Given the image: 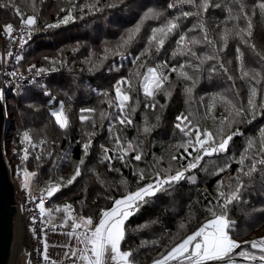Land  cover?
Instances as JSON below:
<instances>
[{
    "label": "trees",
    "instance_id": "1",
    "mask_svg": "<svg viewBox=\"0 0 264 264\" xmlns=\"http://www.w3.org/2000/svg\"><path fill=\"white\" fill-rule=\"evenodd\" d=\"M0 2L7 4L8 0ZM12 2L14 8H0V37L5 39L7 36L3 32L5 24L11 23L15 31L20 25L21 18L35 16L37 22L30 36H27L18 68L33 70L44 68L47 78L44 84L34 82L24 89L14 88L7 96L6 137L2 149L12 180L13 177L21 176L18 169L26 168L36 173L38 187L35 190L29 189L33 192L39 193L52 183L62 185L45 203V207L52 211V224H60L63 220L61 206L65 203L72 205V211L77 217L91 216L94 222H97L100 209L111 206L112 201L107 197L123 194L122 186L119 184L121 177L127 180L129 190H135L137 187V169H145V179L140 181L141 185L154 178L148 171L156 163L154 157H162L156 170L167 167L173 154H177L178 157L184 154L185 160H178V163H187V154L182 148L175 147L176 141L182 139V134L174 127L175 117L188 112L189 105L185 103L183 92L186 85L191 86L195 81L189 102L191 110L202 117L198 120L200 128L213 132L216 131L219 121L228 114L222 102L218 101L213 113L205 115L207 103L212 99L213 92H220L237 104L243 103L245 108L249 84L257 87V104L264 96V80L256 84L250 77L242 78L236 60V49L239 47L246 69H264V60H261L264 56V19H261L258 9L254 10L251 7L255 0H244L252 24L251 36L246 37L249 44L241 43L235 36H230L226 43L221 40L220 34L226 27H231L233 23L246 27L247 22L243 19L225 21L228 15L227 6L238 10L239 6L233 0H210V7L203 13L204 27L216 47L213 48L207 43L190 45L197 54L195 57L190 52L173 55L176 39L182 32L186 34V38L196 36L203 40L204 33L199 27L188 31L199 19L195 15L180 16L177 21L179 28L165 39L159 51L153 44L144 53L148 37L154 27H160L181 11H196L188 4L169 9L168 3H175V0H97L99 11H89L87 6L80 8V5L91 4L94 0H12ZM213 4L219 6L213 7ZM69 7L73 8L75 19L54 27L45 26L55 25L67 14ZM149 7L162 12V15L144 20L140 31L123 50L122 55L109 53L102 59L104 48L114 49L121 37L127 36V30L134 28ZM15 8L19 9L22 16L15 15ZM62 8L64 11H61ZM202 54L215 55L219 59H208L201 63L199 57ZM137 56H140V59L134 66L132 61ZM181 63L185 65L183 70L192 77L191 80L178 78L175 71H169L173 66L179 68ZM221 64L224 68L220 67ZM213 66L216 70L210 71ZM148 67H159L169 76V81L165 82V87L171 89L167 101L163 92H158L154 100H148L140 90V78ZM137 71L140 76L135 75ZM228 75L232 76V80L228 79ZM122 77L132 81L131 87L121 86L129 93L128 104L135 106L134 112L131 111V107L128 108L133 123L131 125L115 123L110 140L109 120L104 118L102 122L100 114L101 111L107 113L117 111L109 106L107 100L115 99L113 86ZM105 91L108 97L103 95ZM61 103L69 119V125L65 130L59 129L51 117V111L58 108ZM145 103H148L149 107L146 108ZM153 103L155 107H152ZM81 108H93L95 111L81 113ZM81 115L88 116L89 119L81 122ZM145 119L151 126L147 134L139 131ZM262 125L264 110L251 119V123L233 126L231 131L238 127L241 134L232 137L226 152L214 154L212 157L205 156L197 168L185 172L184 180L177 182L165 192H158L155 196L146 198V202L142 203L126 221L125 238L121 242L123 249L132 252L135 264H151L184 236L196 230L206 218H210L205 206L209 201L216 203L217 181H223L225 190L229 182L233 188L235 187V181H230L229 178L235 175L239 165L235 159L229 158L239 157L249 136L256 137L253 151H258L257 133ZM25 130L30 131L37 145L42 139L45 143L36 148L22 144L21 133ZM117 133L122 142L133 140L138 144L142 158L140 161L132 159L135 151L128 153L125 163L113 158L112 167L119 171H109L108 162L101 163V146L107 147L111 156ZM89 139L92 143L87 156L84 157L82 173L68 185L66 181L83 154L81 145ZM22 149L29 153L25 161L21 160ZM65 153L67 157L62 159ZM37 155L39 159L36 158ZM225 162L228 163V168L215 172V169L222 167ZM93 169L104 181L103 185L93 174ZM188 176L194 177V181H189ZM243 180L246 187L240 193L241 200L229 206V218L236 222L230 234L238 241L264 236V173L258 166L257 172L251 177H243ZM57 207H61V211L57 212ZM44 219L46 221L49 219L47 214ZM180 223L185 224L184 229L178 228ZM241 247L246 246L242 244Z\"/></svg>",
    "mask_w": 264,
    "mask_h": 264
},
{
    "label": "snow or ice",
    "instance_id": "2",
    "mask_svg": "<svg viewBox=\"0 0 264 264\" xmlns=\"http://www.w3.org/2000/svg\"><path fill=\"white\" fill-rule=\"evenodd\" d=\"M237 4L238 10H234L230 5L227 6L228 15L225 17V21H239L243 19L247 22L246 27H241L239 24L233 23L231 27H226L220 34V38L225 43L230 36H235L239 38L240 42L243 44H249V40L246 37L251 36L252 24L251 17L246 11V4L244 0H233ZM191 5L196 9L195 12L181 11L177 16L169 18L165 24L160 27H154L152 29V34L148 37V45L146 46L144 53H146L149 48L154 44L157 51L163 46L165 39L179 28L178 19L180 16L188 17L191 15L197 16L199 19L196 24L192 26L188 31H192L199 27L200 31L204 33L203 40L198 39L196 36H191L186 38L185 33H181L176 39V49L173 50V55L179 53L184 55L186 52H190L193 57L197 54L192 50L190 45H197L200 43H207L213 48L216 47L214 41H212L206 32L204 27V17L203 13L210 7V0H175V3H168L167 7L169 9L175 8L177 5ZM85 6L88 7L89 11H99L97 7V0L88 5H80L83 9ZM111 7L112 5H108ZM213 7H218L219 5H212ZM255 10H259L261 19H264V0H255V3L251 5ZM0 8H14L12 0H8L5 4L0 2ZM15 15L22 16L18 8H15ZM61 11H64L62 8ZM162 15V12L149 7L147 8L140 17V20L134 26V28L127 30V36H122L120 41L116 44L115 48H104V56L111 53L114 55H122L123 50L130 44L134 36L140 31L141 24L144 20L148 18H156ZM75 19L73 15V8L69 7L67 9V14L59 19L55 25H45L46 27H54L58 24L67 23L69 20ZM36 18L33 15H28L27 18L20 19L21 28L19 29L18 42L20 46L26 43V36H30L33 26L36 24ZM3 32L9 36L12 40H16V36H12L13 25L11 23L5 24L3 26ZM75 50V49H74ZM222 50V49H221ZM144 53H141L143 55ZM12 52L9 51L8 56H11ZM91 53L89 58H91ZM243 53L240 48L236 49V60L239 65V71L241 77H250L251 80L255 81L256 84H260L264 80V69H246L244 67V62L242 59ZM22 57L20 55H15V60L20 61ZM47 59V58H46ZM140 59L137 56L133 59L132 63L135 66L136 61ZM199 59L201 63L208 59H219L215 55H205L202 54ZM7 60V57H5ZM264 60V56L261 57ZM57 61H53L56 63ZM192 66V65H190ZM34 67V66H30ZM192 67L198 68L199 65ZM224 68V65H220ZM185 65L181 63L179 68L173 66L169 71H175L177 77H183L184 79L191 80L192 77L184 71ZM91 70V69H90ZM215 66H213L210 71H215ZM225 72L227 71L224 69ZM44 68H37L36 73L40 74L45 72ZM11 76H16V72L7 73ZM136 76H140L139 71L135 73ZM22 78V77H21ZM228 79L232 80V76L228 75ZM169 81V76L164 74V72L159 67H148L144 71L142 77L139 81V87L143 95L148 100H154V97L158 92H163L165 96V101L171 95V89L165 87V82ZM121 85L132 86V81L128 78L122 77L118 79L115 83V99L109 98L107 103L110 107L115 108L117 111L115 113H107L101 111V121L104 118L109 120V133L110 140L112 139L113 125L118 123L119 125H131L133 123L128 108L131 107V111H135V106H130L128 101L130 96L128 91L124 90ZM195 87V81H193L191 86L186 85L183 89L185 94V103L189 105L187 114L181 113L175 117L174 127L179 130L182 134V139L177 140L175 147L177 149H183L184 153L187 154V163L180 164L179 161L185 160V155L173 154L168 161L167 167H160L156 170V166L159 164L162 157H154L156 161L155 164L148 170L151 172L152 177L149 182L140 184V181L145 179V169H137L138 180L137 187L135 190H129L128 182L123 177H121L119 184L122 186L123 194L117 197L109 195L107 199L111 200V206L106 208H101L98 216V221L94 222L93 217H85L83 215L76 216L72 211V205L65 203L63 204V220L60 223V228H64L67 222L70 223L71 231L67 232L69 237L75 236L81 247L79 249L73 247L69 252H65L63 255L67 258L70 264H135L132 259V252L130 250H121V242L125 238L126 221L131 217L142 203L146 202L147 197H153L158 192H165L177 182L184 180L185 172L197 168L201 163L202 159L207 157H212L214 154L224 153L227 150L230 140L233 136L241 134L240 129L237 127L235 131H231L234 125H239L241 123H251V119L255 116L261 114V110H264V96L259 100L257 104V87L255 85L249 84L248 96H247V106L243 103L237 104L232 99L223 95L220 92H213L211 94L212 99L208 101L206 106V116L211 115L216 107L217 102H222L225 107V111L228 113L220 121L213 132L209 129H201L198 120L202 117L197 113H193L191 110V104L189 103L192 98L193 88ZM46 95L48 93H45ZM105 97H108V93L103 92ZM237 99L239 95L237 94ZM203 106V97L201 98ZM145 107H149L148 103H145ZM155 107V104H152ZM163 107V105H161ZM95 109L93 108H81V113H93ZM51 117L54 119L55 124L61 130H65L69 125V119L64 111L63 103L60 104L58 108L51 111ZM89 117L85 115L80 116V121L84 122L88 120ZM159 120V116H157ZM151 126L145 123L139 129L140 132L147 134L150 132ZM86 135H91L86 133ZM257 137L259 139V150L253 151L256 144V137L249 136L246 140L244 149L240 152L239 157H231L229 159H235L239 167L236 168V173L229 180L235 181V187L231 182L227 185V190L224 188L223 181L218 180L216 183V203L213 204L211 201L205 206V210L209 214L210 218H206L204 222L190 234L184 236L178 243L170 248L165 254L159 256L158 259H154L152 264H264V236L257 239L238 241L233 238L230 234L235 228V221L229 218V206L234 202H239L241 200L240 193L246 187L243 177H251L253 173L257 172L258 166L260 170L264 173V125L259 127ZM21 143L26 146H31L36 148L43 145L45 141L42 139L37 145L29 130H25L21 133ZM91 139L84 142L81 147L83 149V154L80 160L76 163L74 172L67 179L66 183L68 185L72 184L77 177L82 173V165L84 164V157L88 154L89 146L91 145ZM142 143V141L140 142ZM102 147L101 153V163L104 161L108 162L109 171L119 169H113L112 160L113 158H118L121 163H125V157L129 152L135 151V156L132 159L140 161L142 158V152L139 145L133 140L122 142L119 134L115 135L114 144L111 149L112 155H109V149L107 147ZM191 148V151H189ZM23 155L21 160L25 161L28 159L29 153L26 149L21 150ZM118 154V155H117ZM195 154V155H193ZM51 155V153H48ZM67 153L64 154L65 158ZM39 159V155L36 157ZM177 162V163H174ZM228 163L225 162L222 167H217L215 172H221L228 168ZM247 169V170H245ZM93 174L96 175L97 180L103 185L104 181L100 179L99 174L93 169ZM18 174L21 175V188L22 190L27 188L32 178L36 175L34 172L28 171L26 168L21 170L18 169ZM135 174V173H134ZM189 181H194V177L188 176ZM61 184H50L44 191V197L51 198L54 193H56ZM44 197L40 198L39 203L35 204V208L39 210V216L41 218L47 216L49 219L46 221L41 219L40 223L44 227H48L51 224V230L55 231L56 225L52 224V211L45 207ZM34 199V198H33ZM61 207H57L56 211H61ZM191 213L189 214V217ZM33 222H35L36 217H32ZM94 224V227H93ZM142 227V225H141ZM179 229H184L185 224L180 223L178 225ZM43 232V228H41ZM44 244L43 259L45 264H49L50 257L46 254L48 249V244L42 241ZM246 247H241V245ZM64 247H68L64 245ZM239 249V251H236ZM255 250V251H253ZM72 257H75L73 260ZM240 258V259H237ZM51 264H61L56 260H51Z\"/></svg>",
    "mask_w": 264,
    "mask_h": 264
},
{
    "label": "built area",
    "instance_id": "3",
    "mask_svg": "<svg viewBox=\"0 0 264 264\" xmlns=\"http://www.w3.org/2000/svg\"><path fill=\"white\" fill-rule=\"evenodd\" d=\"M20 28L21 25H19L18 28L12 32V36L17 37L16 40H12L9 36H6L5 39L0 37V103L3 106L5 118L6 97L14 88L24 89L29 87L34 82L44 84L47 78L46 73L41 72L40 74H37L36 69L33 70L30 68H18L19 61L15 60V55L21 56L24 51V45L20 46L18 42ZM25 38L27 40V36ZM9 51L12 52L11 56H8ZM5 57H7V60H5ZM11 72H16L17 75L11 76L7 74ZM9 178L11 183H13L10 171ZM46 189L47 188L40 191L39 193H36L27 188L23 190L22 188H14L13 203L18 206L17 215L19 216V225L24 228L25 243L22 244V251L27 256V264H44L45 261L42 257V236L53 231L51 230V224H49L48 227H44L40 223L41 219H44V217L41 218L39 216V210L35 208V204L39 203L40 198L44 197V191ZM44 199L46 203L49 198L44 197ZM33 216L36 217L35 222L32 220ZM41 228H43V232H41ZM57 229H61L60 225L58 224H56L55 230Z\"/></svg>",
    "mask_w": 264,
    "mask_h": 264
},
{
    "label": "water",
    "instance_id": "4",
    "mask_svg": "<svg viewBox=\"0 0 264 264\" xmlns=\"http://www.w3.org/2000/svg\"><path fill=\"white\" fill-rule=\"evenodd\" d=\"M5 119L4 109L0 103V264H12L18 206L13 203L14 185L10 181L9 167L2 149L6 137Z\"/></svg>",
    "mask_w": 264,
    "mask_h": 264
},
{
    "label": "crops",
    "instance_id": "5",
    "mask_svg": "<svg viewBox=\"0 0 264 264\" xmlns=\"http://www.w3.org/2000/svg\"><path fill=\"white\" fill-rule=\"evenodd\" d=\"M69 222L66 223L64 228L48 232L42 236V241L48 244V249H47L46 254L50 257L49 264H51V260H56L58 262H61V264H70V262L67 260L66 257H64L63 254L65 252H69V255H71L70 253L71 248L75 247L79 249L81 247V245L79 244L75 236L69 237L67 235V232L72 230L70 227V224H68ZM93 227H94V224H93ZM64 245H67L68 247L66 248L64 247ZM121 250H125V249L121 247ZM42 253H44V244H43ZM72 259L74 260L75 257H72ZM237 259H240V258H237ZM109 264H111L110 261H109ZM210 264H214V262H210Z\"/></svg>",
    "mask_w": 264,
    "mask_h": 264
},
{
    "label": "rangeland",
    "instance_id": "6",
    "mask_svg": "<svg viewBox=\"0 0 264 264\" xmlns=\"http://www.w3.org/2000/svg\"><path fill=\"white\" fill-rule=\"evenodd\" d=\"M35 179H36V177L34 176L31 180V182L29 183V185L27 186V189L35 190V188L38 187V185H37L38 183ZM13 185H14V188L15 187L21 188V176L13 177ZM22 243L23 242H19L17 245L15 243V245H16V247H15V256H16L15 259H16V263H17V259H18L17 264H27V256L22 251V248H21Z\"/></svg>",
    "mask_w": 264,
    "mask_h": 264
},
{
    "label": "bare ground",
    "instance_id": "7",
    "mask_svg": "<svg viewBox=\"0 0 264 264\" xmlns=\"http://www.w3.org/2000/svg\"><path fill=\"white\" fill-rule=\"evenodd\" d=\"M19 216L17 215V231H16V236H15V240H14V258H13V263L12 264H17L18 263V259H17V263H16V259H15V247L19 242H23L22 244L25 243L24 241V228L19 225ZM16 243V245H15ZM22 248V246H21Z\"/></svg>",
    "mask_w": 264,
    "mask_h": 264
},
{
    "label": "clouds",
    "instance_id": "8",
    "mask_svg": "<svg viewBox=\"0 0 264 264\" xmlns=\"http://www.w3.org/2000/svg\"><path fill=\"white\" fill-rule=\"evenodd\" d=\"M6 122V121H5ZM5 127V126H4Z\"/></svg>",
    "mask_w": 264,
    "mask_h": 264
}]
</instances>
